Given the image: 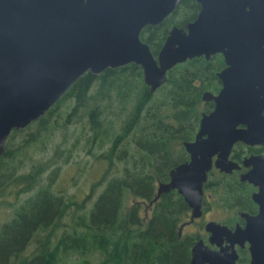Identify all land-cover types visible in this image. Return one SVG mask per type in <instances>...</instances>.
Returning <instances> with one entry per match:
<instances>
[{
  "label": "trees",
  "instance_id": "16d2710c",
  "mask_svg": "<svg viewBox=\"0 0 264 264\" xmlns=\"http://www.w3.org/2000/svg\"><path fill=\"white\" fill-rule=\"evenodd\" d=\"M199 9L197 0H181L162 22L146 25L141 38L157 56L171 27L184 26ZM224 66L222 53L187 59L154 92L137 63L88 70L44 116L14 128L0 158V197L7 186L16 187L15 202L0 200L14 206L0 225V264H190L195 236L179 233L189 204L176 189L150 202L159 183L170 180V170L189 158L184 143L195 138L203 112L214 107L203 94L221 88ZM65 105L67 119L61 121ZM72 116L86 120L74 144L58 143L53 158L30 164L29 149L46 148L59 128H69ZM82 149L98 173L89 192L55 188L64 165L71 166ZM90 158L77 160L80 171L91 166ZM216 179L212 192L221 203L244 208L240 200L250 197L251 183L224 172Z\"/></svg>",
  "mask_w": 264,
  "mask_h": 264
},
{
  "label": "water",
  "instance_id": "95a60500",
  "mask_svg": "<svg viewBox=\"0 0 264 264\" xmlns=\"http://www.w3.org/2000/svg\"><path fill=\"white\" fill-rule=\"evenodd\" d=\"M181 0H0V158L11 131L44 116L86 71L101 73L130 62L142 66L144 81L156 91L177 63L222 53L218 92L206 90L199 129L185 141L190 157L160 182L152 204L177 189L202 214L204 183L215 165L232 172L241 165L230 158L237 141L264 143V0H197L201 9L185 26L174 24L157 56L141 38L146 25H156ZM216 156V158H215ZM251 168L241 174L258 189L260 210L235 229L210 221L211 242L193 247L191 264H238L234 247L249 241L250 264H264V155L244 158ZM182 228V227H181ZM229 246L232 250H229Z\"/></svg>",
  "mask_w": 264,
  "mask_h": 264
},
{
  "label": "flooded vegetation",
  "instance_id": "af4514ba",
  "mask_svg": "<svg viewBox=\"0 0 264 264\" xmlns=\"http://www.w3.org/2000/svg\"><path fill=\"white\" fill-rule=\"evenodd\" d=\"M200 9H201V4H200ZM225 65H226V62H225ZM221 86H222V81H221ZM252 154L264 155V143L249 144L244 141H237L235 142L232 148L230 158L232 160L237 161L241 165V167L234 169L232 172H226V171L220 170V168L214 165L213 168L209 171L208 178L204 183L202 214L200 216L192 218V209L190 207V213H189L188 219L184 221L183 223H181L179 227L180 235L192 234L195 236L194 242L191 245L190 264H191L192 257H193V247L197 244V242L202 240L205 245H208L210 248L216 249V250H221L222 247L228 246L230 244V242L227 241L225 236L221 244H218L217 242H214V243L211 242L210 240L211 231H209L206 227L208 222L216 221V222L228 225L232 229H235L238 225L245 227L247 224V219L242 214V212H247L251 215L257 214L259 212L260 206L253 198V192L258 189V186L254 185L248 180L241 179V174L243 172L248 171L251 168V166L244 165L243 160L244 158L251 156ZM223 172L235 174L240 178L241 181H247L251 183V185L254 187L250 193V197H242L240 200V202L245 203L244 208L242 209L241 208L232 209V207L228 208V206L224 205V203H221L220 198L217 197L214 192H212V189H213L212 185L216 183L217 181L216 177L218 176V173H223ZM191 226L192 227L195 226V229H191L190 231H187V228ZM249 245H250L249 241H246L244 245L239 242H236L234 244V247L238 254L236 258V262L238 264H250L251 253H250ZM229 250H232V247L229 246ZM205 263L208 264L209 262H205Z\"/></svg>",
  "mask_w": 264,
  "mask_h": 264
},
{
  "label": "rangeland",
  "instance_id": "374dc122",
  "mask_svg": "<svg viewBox=\"0 0 264 264\" xmlns=\"http://www.w3.org/2000/svg\"><path fill=\"white\" fill-rule=\"evenodd\" d=\"M66 107L69 108L68 106H64L63 107V113L61 116V121L63 119H67L66 116ZM68 110V109H67ZM55 116H53L52 118H54ZM72 120V122H71ZM85 119L83 121H78V118L75 116H72L69 120V128H59L58 131L56 132L57 134L54 136L53 141L49 142L48 144H46V148L42 149V150H37V149H29V153L31 152L33 159L29 160L28 162L31 164L33 161L39 162V161H46L47 159H51L55 156L54 152H55V147L58 143L61 144L62 147L65 146H69V145H73L74 141L77 137V134L81 131L82 129V125L85 123ZM36 128V127H34ZM88 135V134H87ZM24 137V134L22 133V135L16 139V141H18L19 143H22V138ZM67 137V138H65ZM85 157V158H90L91 155L90 153L86 152L85 149L80 150V154L78 155L77 152L75 154L73 163H71V166L68 165H64L63 169V173H61L59 175V177L56 180V184H55V188H62V187H66L69 191H73V190H80L81 192H89L90 190V186H91V181L94 180V178L96 176H98L97 173V167L96 164H94V162L92 163V159L90 158L91 161L88 162V165L91 166L84 172V171H80L79 165H77V160L80 159L81 157ZM56 164H54L55 166ZM98 168L100 170L101 166L98 165ZM49 168L47 170V172L44 173L43 176H46V174H48L50 172ZM7 189L4 191V196L0 197V200L4 199L7 201H11V202H15L16 201V187L13 186V184L9 185L6 187ZM31 193V192H29ZM29 193L27 194H23L20 199H18L19 201H21L22 199H24ZM141 199V198H138ZM18 201V202H19ZM143 205V204H142ZM145 208L148 212V207L149 204L148 202H144ZM143 205V207H144ZM13 205H7V204H1L0 205V225L2 222H4L6 219H8L12 213H13ZM142 212H144V209L142 210ZM211 215V214H210ZM191 229H195L194 227H188L187 231H190Z\"/></svg>",
  "mask_w": 264,
  "mask_h": 264
}]
</instances>
